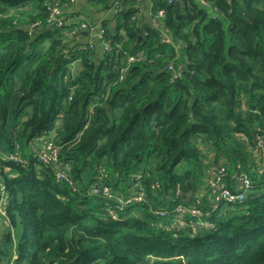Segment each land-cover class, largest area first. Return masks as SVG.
<instances>
[{
	"label": "trees",
	"instance_id": "obj_1",
	"mask_svg": "<svg viewBox=\"0 0 264 264\" xmlns=\"http://www.w3.org/2000/svg\"><path fill=\"white\" fill-rule=\"evenodd\" d=\"M94 1L100 55L70 0H0V264H264V0Z\"/></svg>",
	"mask_w": 264,
	"mask_h": 264
},
{
	"label": "built area",
	"instance_id": "obj_2",
	"mask_svg": "<svg viewBox=\"0 0 264 264\" xmlns=\"http://www.w3.org/2000/svg\"><path fill=\"white\" fill-rule=\"evenodd\" d=\"M145 1H149V0H139V3L142 4ZM116 7V6H115ZM114 7V8H115ZM61 14V10L55 6L52 9V15L49 19V23L53 24V25H57L58 27H61L62 25L65 24L64 22V18H60ZM81 28L83 30H90L91 35H93V27H88V25L86 23H82L81 24ZM75 34V33H73ZM97 37L99 38V40H101L102 35H103V31L99 30L96 33ZM104 48L107 49V46L104 45ZM264 153V151H263ZM35 156L37 157V159L39 160V162L43 163L44 165L47 166H52L55 167L56 169H58V158H59V149L57 147H55L53 145L52 142H49L45 145V147L42 150H38L35 151ZM264 158V155L262 156ZM10 159L14 162H18L19 161V156L18 155H11ZM260 173L264 172V166L259 170ZM63 175H65L63 173ZM66 176V175H65ZM224 174L221 171H217L216 173H213L211 175V179L208 180L209 183L208 185H210L213 189H214V197H215V202L219 203V202H224L227 204H231V203H242L243 201H245V199L247 198V195L249 194V192L252 191V181L251 179L246 175V174H241L238 178H237V182L235 185V192H232L227 186L226 184L222 181ZM0 215L4 216V212H3V207H4V202H5V192H4V187L1 185V181H0ZM184 209L183 208H178L177 212L181 213L183 212ZM192 213V215H202V213L197 210H191L190 211Z\"/></svg>",
	"mask_w": 264,
	"mask_h": 264
},
{
	"label": "crops",
	"instance_id": "obj_3",
	"mask_svg": "<svg viewBox=\"0 0 264 264\" xmlns=\"http://www.w3.org/2000/svg\"><path fill=\"white\" fill-rule=\"evenodd\" d=\"M69 6L65 5L64 14L68 22L78 20V18L87 19L93 25V35L82 38L81 43L91 42L96 46V53L100 55L103 50V44L97 37L96 33L100 30L101 23L105 20H111L114 14V7L105 9L102 4H96L94 0H70ZM116 0H109V5L112 6ZM69 4V3H68ZM153 0L145 1L140 5V21L141 25H151L155 22L152 13ZM37 145H40L37 144ZM1 218L5 219L0 215ZM2 220V219H1ZM4 229H7L6 222L3 220Z\"/></svg>",
	"mask_w": 264,
	"mask_h": 264
},
{
	"label": "rangeland",
	"instance_id": "obj_4",
	"mask_svg": "<svg viewBox=\"0 0 264 264\" xmlns=\"http://www.w3.org/2000/svg\"><path fill=\"white\" fill-rule=\"evenodd\" d=\"M210 171V170H209ZM209 171H208V173H209ZM208 181V180H207ZM2 219V220H1ZM3 220H5V219H3V218H1L0 217V234L2 235V233H4V223H3ZM16 236L18 237V233H17V231H16Z\"/></svg>",
	"mask_w": 264,
	"mask_h": 264
},
{
	"label": "water",
	"instance_id": "obj_5",
	"mask_svg": "<svg viewBox=\"0 0 264 264\" xmlns=\"http://www.w3.org/2000/svg\"><path fill=\"white\" fill-rule=\"evenodd\" d=\"M106 109H107V107H106ZM108 110V109H107Z\"/></svg>",
	"mask_w": 264,
	"mask_h": 264
}]
</instances>
